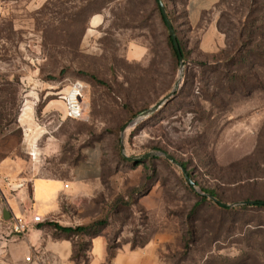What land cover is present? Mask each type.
Masks as SVG:
<instances>
[{
	"label": "rangeland",
	"instance_id": "obj_1",
	"mask_svg": "<svg viewBox=\"0 0 264 264\" xmlns=\"http://www.w3.org/2000/svg\"><path fill=\"white\" fill-rule=\"evenodd\" d=\"M161 1L185 47L182 74L155 0H0V252L13 208L39 215L33 181L68 183L98 152V177L33 227L95 226L74 238L84 250L73 264L103 256L91 247L97 230L98 264L136 254L139 264H264V208L239 205L264 203V0H222L196 30L182 18L189 0ZM180 77L176 96L141 118ZM75 83L79 120L65 112ZM123 128L126 157L158 156L124 159ZM24 185V202L11 203Z\"/></svg>",
	"mask_w": 264,
	"mask_h": 264
},
{
	"label": "crops",
	"instance_id": "obj_2",
	"mask_svg": "<svg viewBox=\"0 0 264 264\" xmlns=\"http://www.w3.org/2000/svg\"><path fill=\"white\" fill-rule=\"evenodd\" d=\"M222 0H189L186 5V21L187 24L193 29H199L202 19L205 14L214 10ZM206 31V32H205ZM204 33L208 38L203 40L202 44L205 46L202 49L204 54L212 53L213 44L211 36L216 37L217 28L210 26ZM213 43H215L213 41ZM27 116V115H24ZM100 160L101 156L98 152H92L86 154V158L82 163L77 165L70 177V181L65 183L61 180L37 178L33 181L32 195L33 204L32 209L35 213L41 215L43 218H49L59 210V199L68 190L80 189L86 186V182L92 179H96L100 172ZM25 185L22 186L13 196L11 203L17 204L24 202ZM25 212L20 211L18 208H13L8 219L24 217L28 221H31V217ZM32 225L28 232L20 237L13 235L12 239L9 240L10 244L0 252V264H25L24 259L29 254L33 253L36 259L40 258L43 264H73L71 261L72 257V242L68 240H54L52 238V230H33ZM50 232V233H49ZM92 249L97 251L104 250L103 256L98 258L94 256L92 264H98L103 261L105 256V243L97 237L92 241ZM141 254L136 256L124 257L123 255L118 258L119 264H124L130 260H135L136 264L141 262ZM100 260V261H96ZM140 260V261H139ZM147 264H153L151 261Z\"/></svg>",
	"mask_w": 264,
	"mask_h": 264
},
{
	"label": "water",
	"instance_id": "obj_3",
	"mask_svg": "<svg viewBox=\"0 0 264 264\" xmlns=\"http://www.w3.org/2000/svg\"><path fill=\"white\" fill-rule=\"evenodd\" d=\"M158 3H159V6H160L162 17L164 19L165 25H166L168 33H169V38L171 39V41L173 43V46H174V49H175V51L178 54L179 62H180V69H181V74H182V70H183V67H184V64H183L184 61H183V57H182L181 52H180V47H179V44H178V40H177V37H176L175 30H174L170 20L168 19V16L166 14V9H165L162 1L158 0ZM181 79L182 78L180 77V79L176 82L172 92L169 95H167L162 100H160L157 104H155L153 107H151L150 109H148L147 111L142 113L140 117L141 118L150 117V116L154 115L155 113H157L162 107L167 105V103H169L173 99V97L175 96L176 92L178 91V89L180 87ZM125 131H126V128H123L122 135H121V146H120L121 152L123 154L124 159H126L129 162H135V161L146 160V159L158 156L157 154L150 153V154L142 156L140 159L126 157L125 154H124V151H125V147H124V134H125ZM165 157H166V159L168 161H170L172 164H174L176 167H178L182 171V174H183L185 180L187 181V183H189L192 187H195V184L191 182V180H190L185 168L180 163H177L176 161H174L172 158H170L168 156H165ZM208 197L213 202H215L217 204L219 203L215 198H213L211 196H208ZM220 205L222 207H224V208H232L233 207V206L223 205V204H220ZM239 205L240 206H257V205L264 206V203L244 202V203H240Z\"/></svg>",
	"mask_w": 264,
	"mask_h": 264
},
{
	"label": "trees",
	"instance_id": "obj_4",
	"mask_svg": "<svg viewBox=\"0 0 264 264\" xmlns=\"http://www.w3.org/2000/svg\"><path fill=\"white\" fill-rule=\"evenodd\" d=\"M155 3H156V6H157V10L160 13L161 19L164 22V19H163L162 14H161V10H160V6H159V3H158V0H155ZM166 14H167L168 19L170 20L174 30H175V21H176V19H173L172 17L169 16L167 9H166ZM182 18H183V20H186V12L182 14ZM165 27H166V25H165ZM166 29H167V27H166ZM175 33H176V30H175ZM176 37H177L178 44H179V47H180L181 55L183 57V61H185L186 60L185 47H184L182 41L180 40L179 36L177 35V33H176ZM168 43H169V48H170L171 52L173 53L175 59L179 60L178 54L175 51L173 43H172L170 38H168ZM250 53H252V52H247V54H250ZM205 193H206V195L208 194L209 196L215 198L219 202L218 203L219 205L221 204L219 199H217V195H215V193L213 191H207V192L205 191ZM206 200H207V198L205 196L203 198H201V202H205ZM199 206H200V204H197L195 206V208H194V211ZM255 207L256 208H261L260 205H257V206H247V207H244L242 209L255 208ZM263 208H264V206H262V209ZM225 210L228 211V208H225ZM94 227H76V228H72V227H61V226H59L57 224H54V225H52L53 230L51 229L52 232H53L52 238L54 240H68V241L72 242L73 251H72L71 260L74 261V262H78V260L82 257L81 252L84 250V248H83V246H80L79 251L76 252L75 248H74V238L79 239L80 237H86V236L90 235V232H91V230L94 229ZM98 234H99V231L98 230L95 231L94 235L92 236L93 240L95 238H97ZM111 256H112V254H110V257Z\"/></svg>",
	"mask_w": 264,
	"mask_h": 264
},
{
	"label": "built area",
	"instance_id": "obj_5",
	"mask_svg": "<svg viewBox=\"0 0 264 264\" xmlns=\"http://www.w3.org/2000/svg\"><path fill=\"white\" fill-rule=\"evenodd\" d=\"M65 112L68 119L79 120L82 117L81 108V86L78 83L71 85L67 95L65 96ZM11 231L13 235L24 236L32 225L42 223V217L35 215L28 221L24 217L12 218ZM25 264H43L41 259H36L33 253L29 254L24 259Z\"/></svg>",
	"mask_w": 264,
	"mask_h": 264
}]
</instances>
